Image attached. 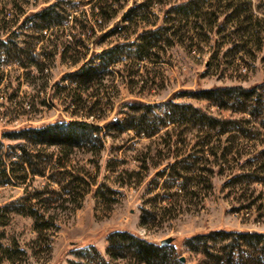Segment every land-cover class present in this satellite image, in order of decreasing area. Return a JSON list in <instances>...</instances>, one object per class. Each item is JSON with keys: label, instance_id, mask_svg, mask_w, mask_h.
I'll use <instances>...</instances> for the list:
<instances>
[{"label": "rangeland", "instance_id": "1", "mask_svg": "<svg viewBox=\"0 0 264 264\" xmlns=\"http://www.w3.org/2000/svg\"><path fill=\"white\" fill-rule=\"evenodd\" d=\"M0 1V6L14 2ZM36 1L24 2L27 15L59 1L68 17L64 25L43 32L45 37L29 22L0 47L1 61L10 60L0 66V264H12L7 247L17 264H147L132 254L121 256L118 243L108 240L122 231L159 246L172 237L167 259L157 260L162 264H214L219 257L226 260L231 247L234 264L259 256L236 236L190 238L214 230L264 232V0H207L200 16L195 18L194 11L179 24L171 35L174 43H160L150 59L124 56L99 70L102 81L80 87L67 75L89 59L99 64L103 49L126 42L123 14L142 0ZM180 1L155 0L145 22L168 26V17L174 16L168 10ZM101 6H109L115 16L102 26ZM18 11L14 3L9 20ZM115 24L119 28L104 36ZM62 46H67V59L80 60L77 65L66 60ZM258 84L249 97L235 92L223 105L200 92ZM75 88L89 101L80 106L103 108L101 126L118 123L105 128L101 140L89 138L68 149L71 174L53 170L58 145L36 144L14 131L81 119L84 113L73 115L76 107L70 103ZM97 92L103 98L99 106ZM132 100L155 104L160 113L169 106L175 116L187 108L179 105L192 104L223 123L182 119L168 122L156 135L139 134L124 129L135 123L133 114L140 116L129 115L126 102ZM25 171L27 182H17L14 175ZM237 172L251 174L236 177ZM83 175L88 185L79 180ZM64 188L72 191L68 201Z\"/></svg>", "mask_w": 264, "mask_h": 264}, {"label": "trees", "instance_id": "2", "mask_svg": "<svg viewBox=\"0 0 264 264\" xmlns=\"http://www.w3.org/2000/svg\"><path fill=\"white\" fill-rule=\"evenodd\" d=\"M18 1V3H17ZM31 0H14L12 5L10 2H4L2 6H0V47L6 45L9 41L13 39V37L18 33V28L23 27L29 22H31L30 28H34L36 31L40 30L39 37H45L43 32L65 24L67 19V15L65 11L62 9L59 1H54L49 3L41 8L38 11L34 12L31 15H27L26 10L22 8L24 2H30ZM50 0H37L33 2V4H38V2H49ZM109 2V0H105ZM118 1V0H113ZM155 0H142L136 1L134 5L130 6L126 12L123 14L122 22H126V25L123 28L129 29V32L126 34V42L116 43L111 45L108 48L102 50L99 55L100 63L95 64L92 59L83 62L76 71L70 72L67 77L71 79V83L76 86H88L93 81L103 80L102 78L104 72H99L100 69H106L110 67L112 64L119 62L122 57L126 56L129 58H134L138 60H146L150 59L153 54L157 53V50L160 43L169 42L168 44L174 43L171 35H176V31H179V25L185 19H189L192 16V13L196 11L198 14H195V18L201 15L199 11L207 5V0H181L178 4L172 6L168 11L170 13H174V16L168 17L169 24L153 27L156 23H146L145 19L147 18V14L150 12V7L153 5ZM1 2V1H0ZM14 3L18 7V12L16 17L13 20H9L8 16L10 12L14 9ZM17 3V4H16ZM203 3V4H201ZM112 5V3H111ZM108 7L101 6L100 15L101 22L100 26L105 25L106 22L110 21L114 16V13H110L107 11ZM198 15V16H197ZM22 20L20 17H22ZM87 23L90 20L89 16H86ZM120 24H115L113 28H110L109 31L105 32L104 36H109L113 34L118 28ZM200 29H203L204 23L199 24ZM87 26V24H85ZM178 27V28H177ZM135 35V38L133 36ZM48 36V35H47ZM67 46H62V52L64 53V57L66 58L67 54ZM158 47V48H157ZM67 61H70L73 65H77L80 60L75 59L73 61L66 58ZM10 60H2L0 58V66L3 63H9ZM99 74V76H98ZM99 78V79H98ZM71 84V85H72ZM68 88L67 86H65ZM260 87V84L252 86V87H242L238 86H218L211 89L201 90V96L207 97L211 100H214L218 105H223V101L225 97L235 92L245 95L249 97L253 94V92ZM65 88V89H66ZM73 100H71L72 106L76 107L75 113L73 115H79V112L84 113L81 119H72L69 121H56L53 123L42 125L41 127H25L19 131H14L19 137H24L29 141L36 144H48V145H58L61 149L60 156L58 155V160L56 161L53 170L61 171L63 169L67 173H71L72 171L69 168V164L65 161L66 159H70L71 152H68V149L72 146H80L83 142L88 140L89 138H96L97 140H101V133L105 128H110L111 126L118 123L117 120H113L107 122L104 126H101L98 123V119L102 118L100 114V110L103 108H97L90 110L88 106H80L81 104H86L89 101L84 100L83 91L79 88L73 89ZM95 98L100 97L95 101L96 105H101L102 99L100 92L95 93ZM86 101V102H85ZM169 103V102H168ZM166 103V105L168 104ZM126 105L129 106L131 113H140L139 118L136 119L135 114H133L132 118H134L135 123L126 124L124 129H135L137 133H146L148 136H153L159 133L164 127L170 123H181L183 120L188 119V121L192 122H202L205 124H209L211 126L221 125L223 120L218 118L217 116H213L203 110L202 108L195 107L194 105H177L178 107L187 108L181 109L179 114L175 116V110L170 108L169 106L165 107L163 112H156L155 104L145 103L141 100H132L126 102ZM84 107V108H83ZM101 107V106H100ZM189 108V109H188ZM151 110V111H150ZM185 111L189 114H185ZM153 116L151 121V116ZM178 115V116H177ZM93 117V120H88V118ZM183 119V120H182ZM129 121V118H126V123ZM4 133H7L4 132ZM28 154V152H25ZM29 159L24 157V163L28 162ZM30 161V160H29ZM29 163V162H28ZM4 164V162H3ZM23 165V170H25V166ZM33 173L39 175H45V169H36L32 168ZM4 175L8 176L7 166L3 169ZM86 173V172H85ZM88 173V172H87ZM89 174V173H88ZM251 174L250 172H237L236 177H244ZM28 172L25 171L22 175H14V178L19 183L27 182ZM252 177V176H251ZM253 181H263V178L252 177ZM81 182L87 183V176L83 175L79 177ZM10 181V178L7 179V182ZM64 193H66L68 198L67 201L70 200V195L72 191L68 188L63 189ZM34 197V196H33ZM36 197V196H35ZM36 213V212H35ZM35 215V214H34ZM236 236L238 241H243L244 243H248L250 247L254 250H258L261 254L251 260V262L244 261L243 264H264V232L256 231V230H214L208 233L198 234L190 238V241L199 239V238H222ZM120 237V238H119ZM108 240L110 242L118 243V248L120 249L121 256H128L132 254L134 257L138 258L140 261L145 262L147 264H155L157 260L168 257V245L155 244L150 242L139 235H136L130 231H122V232H113L108 236ZM126 240V243H124ZM18 252L26 254V251L20 249L17 246ZM231 247L228 250L226 260L222 257L216 259L214 264H234L235 256L233 255L234 251ZM4 253L6 257L12 261V264H17L15 261V252L10 248H4ZM158 264H162L161 262H157Z\"/></svg>", "mask_w": 264, "mask_h": 264}, {"label": "water", "instance_id": "3", "mask_svg": "<svg viewBox=\"0 0 264 264\" xmlns=\"http://www.w3.org/2000/svg\"><path fill=\"white\" fill-rule=\"evenodd\" d=\"M172 240H173L172 237L166 238V239L162 240L161 245H163V246L164 245H169L172 242ZM181 260H185V258L182 257Z\"/></svg>", "mask_w": 264, "mask_h": 264}]
</instances>
